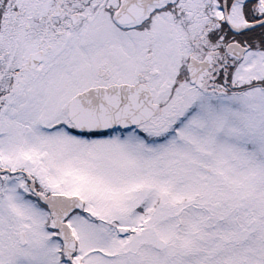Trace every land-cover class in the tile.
<instances>
[{"label":"snow or ice","instance_id":"obj_1","mask_svg":"<svg viewBox=\"0 0 264 264\" xmlns=\"http://www.w3.org/2000/svg\"><path fill=\"white\" fill-rule=\"evenodd\" d=\"M0 264H264V0H0Z\"/></svg>","mask_w":264,"mask_h":264}]
</instances>
